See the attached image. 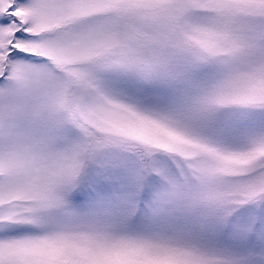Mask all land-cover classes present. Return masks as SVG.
Returning <instances> with one entry per match:
<instances>
[{
  "label": "snow or ice",
  "instance_id": "1",
  "mask_svg": "<svg viewBox=\"0 0 264 264\" xmlns=\"http://www.w3.org/2000/svg\"><path fill=\"white\" fill-rule=\"evenodd\" d=\"M0 264H264V0H0Z\"/></svg>",
  "mask_w": 264,
  "mask_h": 264
}]
</instances>
